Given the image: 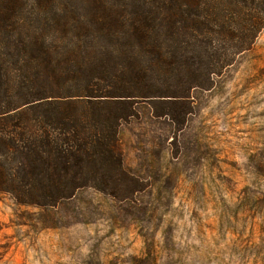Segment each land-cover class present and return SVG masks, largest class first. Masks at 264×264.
<instances>
[{
  "label": "rangeland",
  "instance_id": "1",
  "mask_svg": "<svg viewBox=\"0 0 264 264\" xmlns=\"http://www.w3.org/2000/svg\"><path fill=\"white\" fill-rule=\"evenodd\" d=\"M262 24L206 90L144 82L102 180L50 207L0 193V264H264Z\"/></svg>",
  "mask_w": 264,
  "mask_h": 264
},
{
  "label": "trees",
  "instance_id": "2",
  "mask_svg": "<svg viewBox=\"0 0 264 264\" xmlns=\"http://www.w3.org/2000/svg\"><path fill=\"white\" fill-rule=\"evenodd\" d=\"M263 21L264 0H0V193L50 207L102 180L144 82L208 89Z\"/></svg>",
  "mask_w": 264,
  "mask_h": 264
}]
</instances>
